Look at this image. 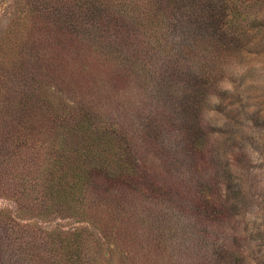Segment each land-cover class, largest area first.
Masks as SVG:
<instances>
[{"label": "rangeland", "instance_id": "rangeland-1", "mask_svg": "<svg viewBox=\"0 0 264 264\" xmlns=\"http://www.w3.org/2000/svg\"><path fill=\"white\" fill-rule=\"evenodd\" d=\"M0 264H264V0H0Z\"/></svg>", "mask_w": 264, "mask_h": 264}]
</instances>
